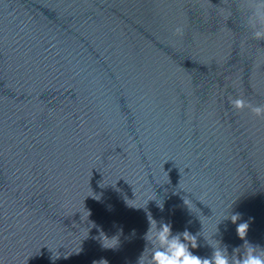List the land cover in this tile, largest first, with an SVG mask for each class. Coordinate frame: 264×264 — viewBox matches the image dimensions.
Masks as SVG:
<instances>
[{
	"label": "water",
	"instance_id": "obj_1",
	"mask_svg": "<svg viewBox=\"0 0 264 264\" xmlns=\"http://www.w3.org/2000/svg\"><path fill=\"white\" fill-rule=\"evenodd\" d=\"M250 3L0 0V264H138L151 219L264 249Z\"/></svg>",
	"mask_w": 264,
	"mask_h": 264
},
{
	"label": "clouds",
	"instance_id": "obj_2",
	"mask_svg": "<svg viewBox=\"0 0 264 264\" xmlns=\"http://www.w3.org/2000/svg\"><path fill=\"white\" fill-rule=\"evenodd\" d=\"M251 15L248 23L252 28L253 39L264 41V2L251 0ZM182 28L177 27L176 32L182 34ZM232 108L236 111L247 109L253 116L264 119V104H253L242 97L230 99ZM231 221L236 224V232L241 240H245L249 224L248 222H239L240 215L231 216ZM150 228L145 236L151 249L145 248L138 259V264H145V252H150V257L146 264H264V249L249 244L246 240L243 245V253L239 248L234 249L233 254L229 255L227 247H217L208 258H201L194 255L191 249L197 248L196 238L187 231L183 233L172 234L170 223L160 222L159 228L155 220H149ZM260 249L258 252L257 249ZM105 264L107 262L105 261Z\"/></svg>",
	"mask_w": 264,
	"mask_h": 264
}]
</instances>
